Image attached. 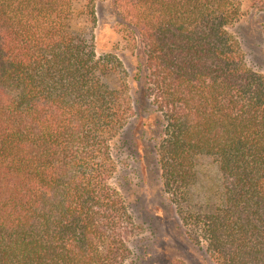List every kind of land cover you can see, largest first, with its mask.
I'll use <instances>...</instances> for the list:
<instances>
[{
	"label": "trees",
	"instance_id": "obj_1",
	"mask_svg": "<svg viewBox=\"0 0 264 264\" xmlns=\"http://www.w3.org/2000/svg\"><path fill=\"white\" fill-rule=\"evenodd\" d=\"M164 125L163 189L215 264H264V73L229 31L240 0H112ZM95 0H0V264H125L133 221L110 144L133 107L97 55ZM264 27V26H263ZM264 32V30H263ZM220 176L197 211L196 157Z\"/></svg>",
	"mask_w": 264,
	"mask_h": 264
},
{
	"label": "rangeland",
	"instance_id": "obj_2",
	"mask_svg": "<svg viewBox=\"0 0 264 264\" xmlns=\"http://www.w3.org/2000/svg\"><path fill=\"white\" fill-rule=\"evenodd\" d=\"M239 19L229 31L238 39L250 69L264 73V0H240ZM96 23H86L97 55L112 53L122 62L123 77L133 112L110 144L115 162L112 185L120 192L133 221L127 238L130 256L125 264H215L204 244L191 241L177 205L163 189L156 149L162 138L160 113L135 78L143 61L142 49L127 42L112 0H95ZM191 189L197 211L211 206L220 192V176L213 160L204 155L194 162Z\"/></svg>",
	"mask_w": 264,
	"mask_h": 264
}]
</instances>
